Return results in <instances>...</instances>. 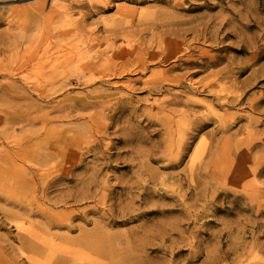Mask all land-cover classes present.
Instances as JSON below:
<instances>
[{"label": "rangeland", "instance_id": "rangeland-1", "mask_svg": "<svg viewBox=\"0 0 264 264\" xmlns=\"http://www.w3.org/2000/svg\"><path fill=\"white\" fill-rule=\"evenodd\" d=\"M182 1L0 0V264H264V0Z\"/></svg>", "mask_w": 264, "mask_h": 264}, {"label": "bare ground", "instance_id": "bare-ground-1", "mask_svg": "<svg viewBox=\"0 0 264 264\" xmlns=\"http://www.w3.org/2000/svg\"><path fill=\"white\" fill-rule=\"evenodd\" d=\"M169 1V0H168ZM182 1V0H181ZM172 2V1H171ZM183 2V1H182ZM178 4V3H177ZM184 5V4H183ZM173 6V5H172ZM184 7H185V5H184ZM186 9H187V7H186ZM173 10H174V8H173ZM162 16H164V15H162ZM158 18V17H157ZM161 19V18H160ZM170 19V18H169ZM165 20V19H164ZM166 20H167V18H166ZM153 21H155V20H153ZM157 22V21H156ZM167 22V21H166ZM169 22V21H168ZM176 22L178 23V20H176ZM186 22V21H185ZM158 23H161L160 21L158 22ZM172 23V22H171ZM183 23V22H182ZM192 23V22H191ZM167 24V23H166ZM173 24H175V23H173ZM180 24V23H179ZM180 25H182V24H180ZM169 26V25H168ZM189 26V25H188ZM187 29H188V27H187ZM159 31H160V29H159ZM152 33V32H151ZM159 33V32H158ZM171 34V33H170ZM173 35V34H172ZM151 36H153V35H151ZM159 37L161 38V36L159 35ZM182 37V36H181ZM173 38H174V36H173ZM173 40V39H172ZM196 40V39H195ZM162 41V40H161ZM170 42V41H169ZM167 46H168V44H167ZM247 47V46H246ZM160 48V47H159ZM179 50H180V48H179ZM183 51V50H182ZM181 51V52H182ZM183 53V52H182ZM166 54L168 55V54H170L169 52H166ZM179 54H181V53H179ZM160 56V55H159ZM166 56V55H165ZM134 58V57H133ZM160 58V57H159ZM162 58V57H161ZM177 58V57H176ZM179 58V57H178ZM34 59V58H33ZM163 59V58H162ZM168 59H170V57H165V60L167 61ZM82 60V59H81ZM78 61V60H77ZM80 61V60H79ZM78 61V62H79ZM95 61V60H94ZM103 61V60H102ZM90 62V61H89ZM158 62V61H157ZM85 63V62H84ZM145 63V62H144ZM159 64V63H158ZM161 64V63H160ZM210 64V63H209ZM86 65V64H85ZM144 67H145V64H144ZM119 68V67H118ZM124 69V68H123ZM84 70V69H83ZM118 70V69H117ZM91 71V70H90ZM106 71V70H105ZM112 71V70H111ZM142 71V70H141ZM107 72V71H106ZM80 73V72H79ZM109 73H110V71H109ZM115 73V72H114ZM122 74V73H121ZM114 75V74H113ZM214 75V74H213ZM218 76V75H217ZM93 79V78H92ZM89 80H91L90 78H89ZM88 80V81H89ZM92 81V80H91ZM222 81H224V80H222ZM164 83H165V81H164ZM192 83H194V82H192ZM162 84V83H161ZM195 84V83H194ZM198 84H200V83H198ZM197 83H196V86L198 85ZM203 85V84H202ZM192 86V85H191ZM194 87V86H193ZM61 89H62V87H61ZM35 91V90H34ZM41 93V92H40ZM48 96V95H47ZM62 117V116H61ZM65 117V116H64ZM106 122V121H105ZM88 133V132H87ZM44 135V134H43ZM82 136H83V133H82ZM91 138V137H90ZM47 139V138H46ZM91 140V139H90ZM96 145V144H95ZM89 147V146H88ZM90 148V147H89ZM50 149V148H49ZM90 150V149H89ZM44 151V150H43ZM53 152V151H52ZM55 152V151H54ZM52 159V158H51ZM46 162V161H45ZM3 164V163H2ZM44 165H45V163H44ZM77 165V164H76ZM38 171V170H37ZM36 172V171H35ZM92 176H93V173H92ZM92 179V178H91ZM84 187V186H83ZM88 189V188H87ZM90 190V189H89ZM103 191V190H102ZM86 192V191H85ZM94 192V191H93ZM87 193V192H86ZM95 195H93V197H94ZM4 197V196H3ZM82 197H84V196H82ZM87 197V196H86ZM89 199V198H88ZM60 200V199H59ZM61 204V203H60ZM121 209V208H120ZM113 214V213H112ZM86 222V221H85ZM48 225V224H47ZM51 225V224H50ZM46 226V225H45ZM53 226V225H52ZM96 226V225H95ZM44 227V226H43ZM45 228V227H44ZM52 228V227H51ZM36 229V228H35ZM43 229V228H42ZM55 229V228H54ZM57 229V228H56ZM80 229V228H79ZM51 230V229H50ZM50 230H48V231H50ZM70 230H71V228H70ZM37 231V230H36ZM47 231V230H46ZM53 231V230H52ZM74 231V230H73ZM86 231V230H85ZM88 231V230H87ZM58 232V231H57ZM100 232V231H99ZM39 233V232H38ZM41 233V232H40ZM91 233H93V232H91ZM96 233V232H95ZM51 234V233H50ZM103 234V233H102ZM35 235V234H34ZM33 235V236H34ZM42 235H44V234H42ZM41 235V236H42ZM94 235V234H93ZM99 235V234H98ZM23 236V235H22ZM32 236V237H33ZM47 236V235H46ZM101 236V235H100ZM107 236V235H106ZM64 237V236H63ZM89 237H91V234H90V236L88 235V233H85V234H83V238L82 239H88ZM96 237V236H95ZM97 238H98V236H97ZM104 237H102V239H103ZM106 238H108V237H106ZM37 239V238H36ZM49 239V238H48ZM74 239V238H73ZM79 239V238H78ZM94 239V238H93ZM101 239V240H102ZM50 240H52V238H50ZM106 240V239H105ZM75 241V240H74ZM94 241V240H93ZM96 241H98V240H96ZM50 242H52V241H50ZM88 242V241H87ZM90 242V241H89ZM110 242V241H109ZM36 243V242H35ZM53 243H54V241H53ZM58 243V242H57ZM60 243V242H59ZM58 243V244H59ZM80 243V242H79ZM83 243V242H82ZM103 243H104V245H103ZM105 243H107V242H105L104 241V239H103V242H101V243H98L97 244V246L99 247V249L100 248H103L104 246H105ZM111 243V242H110ZM41 244V243H40ZM62 244V243H61ZM61 244H60V246H61ZM87 243H85V245H86ZM94 244V243H93ZM92 244V245H93ZM65 244H64V242H63V246H64ZM75 245V244H74ZM31 246V245H30ZM66 246V245H65ZM64 246V247H65ZM68 246V245H67ZM84 246V245H83ZM96 246V245H95ZM107 246V245H106ZM111 246V245H110ZM49 247V246H48ZM69 247H71V245L69 246ZM73 247H75V246H73ZM92 247V246H91ZM98 247H96V248H98ZM108 247V246H107ZM54 248V247H53ZM60 248H62V247H60ZM76 248V247H75ZM78 249H81V248H79V247H77ZM89 248V247H88ZM111 248V247H110ZM128 248V247H127ZM55 249V248H54ZM63 249V248H62ZM68 249V248H67ZM99 249H97V250H99ZM66 250V249H65ZM73 250V249H72ZM93 250V249H92ZM96 250V249H95ZM85 251V250H84ZM31 252V251H30ZM51 252H53V251H51ZM88 252V251H87ZM58 253V252H57ZM75 254V253H74ZM88 254V253H87ZM72 255V254H71ZM54 256H55V254H54ZM57 256V255H56ZM128 256V255H127ZM48 257V256H47ZM53 257V256H52ZM51 258V257H50ZM83 258V257H82ZM87 258V257H86ZM35 259H37V258H35ZM39 259V258H38ZM69 259V258H68ZM80 259V258H79ZM122 259V258H121ZM66 260V259H65ZM76 260V259H75ZM83 260V259H82ZM35 261V260H34ZM33 261V263H35ZM79 261V260H78ZM44 262V261H43ZM53 262V261H52ZM80 262H82V261H80ZM46 263V262H45ZM78 263V262H77ZM37 264V263H36ZM66 264V263H65ZM122 264V263H121Z\"/></svg>", "mask_w": 264, "mask_h": 264}]
</instances>
